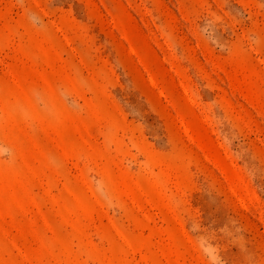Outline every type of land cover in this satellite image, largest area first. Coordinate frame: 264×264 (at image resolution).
I'll list each match as a JSON object with an SVG mask.
<instances>
[{
    "label": "rangeland",
    "instance_id": "rangeland-1",
    "mask_svg": "<svg viewBox=\"0 0 264 264\" xmlns=\"http://www.w3.org/2000/svg\"><path fill=\"white\" fill-rule=\"evenodd\" d=\"M0 264H264V0H0Z\"/></svg>",
    "mask_w": 264,
    "mask_h": 264
}]
</instances>
